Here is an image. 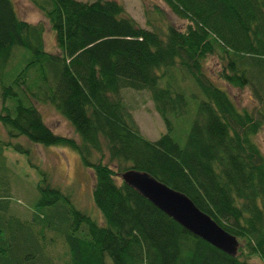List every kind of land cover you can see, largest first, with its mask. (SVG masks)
<instances>
[{
	"label": "trees",
	"instance_id": "1",
	"mask_svg": "<svg viewBox=\"0 0 264 264\" xmlns=\"http://www.w3.org/2000/svg\"><path fill=\"white\" fill-rule=\"evenodd\" d=\"M160 1L183 26L164 23L159 6L141 27L114 0L35 2L54 34L53 53L43 46V25L21 20L11 0H0V124L7 135H0V166L11 147L38 167L15 138L74 150L93 170L101 218L39 170L28 220L10 221V186L0 180V264H264V155L255 141L264 107L258 114L238 108L205 70L217 58V78L251 87L264 105V0ZM128 89L149 93L165 126L157 139L141 134L123 99ZM43 104L70 123L77 140L44 123ZM128 170L187 196L236 239L235 254L126 184L120 174Z\"/></svg>",
	"mask_w": 264,
	"mask_h": 264
},
{
	"label": "rangeland",
	"instance_id": "2",
	"mask_svg": "<svg viewBox=\"0 0 264 264\" xmlns=\"http://www.w3.org/2000/svg\"><path fill=\"white\" fill-rule=\"evenodd\" d=\"M11 1L18 18L33 25H43V46L46 51L56 52L58 48L56 47L54 34L49 22L45 18V15L35 6V2H40L41 0ZM78 1L92 3L95 0ZM114 1L121 3L126 13L141 27H146V13L150 12L154 6H159L161 10L166 12L164 23L183 26V22L173 16L160 0ZM152 14L148 18H153ZM205 70L219 86L229 92L238 108H246L249 111L253 110L255 114H258V109L264 107L261 102H258L254 98L251 87H234L217 78L216 73L220 70L217 58L210 57L207 60ZM128 90L125 92V97L127 100L131 99V102H128L125 98L123 99L130 108L141 134L151 140L157 139L165 131V126L161 116L154 108L149 93L147 91ZM37 106L41 111L44 123L54 133L78 139L70 123L54 107L47 104ZM0 135L2 138L7 139L6 131L1 124ZM14 141L21 143L25 148L29 149L30 161L39 168L30 164L25 152L15 151L11 147L4 148L2 157L5 163L2 168L0 166V176L2 175L0 180L2 183L6 180L10 186L8 211L10 217L13 218L10 221L22 223L28 220L30 211L34 209V202L38 196L36 185L41 178L39 170L46 172L49 184L60 188L78 208L87 210L90 214L95 215L101 220L100 214L96 211L92 200V189L94 186L93 170L81 164L79 155L74 150L62 146H45L27 141L24 137L15 138ZM255 141L264 155V123L257 133ZM106 159L107 157H104V162H106ZM252 261L257 262L256 259H252Z\"/></svg>",
	"mask_w": 264,
	"mask_h": 264
},
{
	"label": "water",
	"instance_id": "3",
	"mask_svg": "<svg viewBox=\"0 0 264 264\" xmlns=\"http://www.w3.org/2000/svg\"><path fill=\"white\" fill-rule=\"evenodd\" d=\"M120 177L191 233L229 254H235L238 245L236 239L196 207L187 196L145 172L128 170L121 173Z\"/></svg>",
	"mask_w": 264,
	"mask_h": 264
}]
</instances>
